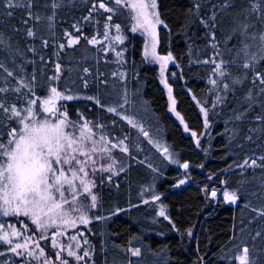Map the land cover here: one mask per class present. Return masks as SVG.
Wrapping results in <instances>:
<instances>
[{"label":"trees","instance_id":"obj_1","mask_svg":"<svg viewBox=\"0 0 264 264\" xmlns=\"http://www.w3.org/2000/svg\"><path fill=\"white\" fill-rule=\"evenodd\" d=\"M22 2L0 3V87L10 89L0 100L22 108L28 98L42 101L55 87L72 97L59 101L57 111L78 126L87 122L96 136L117 145L111 171L92 174L97 202L91 221L80 227L89 254L79 264H240L245 248L247 264H264V167H237L246 158L249 165L252 159L264 163V85L254 81L255 72L264 73V51L258 39H250L264 32V0H156L163 22L158 52L174 60L168 83L175 112L126 7L115 0H105L112 12L100 9V0H55V9L54 0H32L30 7ZM29 12L41 19L29 18ZM243 23L250 25L245 37L239 32ZM28 28L34 36H27ZM66 31L71 38L81 35L77 44L67 46ZM117 36L122 39L105 42ZM93 37L104 41L90 44ZM242 39L250 45L247 56L239 51ZM209 60L228 61L230 75H214ZM245 62L254 68L245 69ZM237 78L241 83H233ZM17 87L19 92L12 90ZM12 127L15 119L0 113V142H8ZM185 163L190 166L182 170ZM185 177L188 184L174 187ZM211 189L235 193L236 203L209 197ZM0 223L27 224L21 229L55 260L50 233L28 217L0 216ZM19 260L0 241V264Z\"/></svg>","mask_w":264,"mask_h":264},{"label":"snow or ice","instance_id":"obj_2","mask_svg":"<svg viewBox=\"0 0 264 264\" xmlns=\"http://www.w3.org/2000/svg\"><path fill=\"white\" fill-rule=\"evenodd\" d=\"M0 3H6L8 7H23L24 4L22 0H0ZM116 5H120L122 0H115ZM32 4V0H27V5L30 7ZM59 6L58 3L53 2L52 8L55 9ZM100 9H106L108 12H112V8L106 7L105 0H100L98 5ZM131 7L133 9H139L138 16L135 19L138 20L139 27H143L147 24L149 27H153L151 21L149 20V16L155 18V22L157 24L162 23L159 20L158 15L155 12H149L148 9H154L156 7L155 0H151V3H145L144 0H139V3L132 4ZM253 10L257 8V5H252ZM96 5H94V9ZM199 8V5H197ZM11 15V12L8 13ZM29 18L35 19L39 21L41 19L40 16H32V13H28ZM140 17H143L144 23L140 24ZM49 21L52 20V16L47 18ZM85 20L89 19V17H85ZM111 19V16L108 17ZM23 23L27 24L28 20H24ZM201 23H205L201 21ZM214 26V25H213ZM51 27V24H49ZM75 28L76 26L73 25ZM119 31L120 26H115ZM250 25L248 23H243L239 25V32L241 37L247 36V30ZM137 28L133 27V31H136ZM233 31H237V29H233ZM79 32V29H77ZM27 36H34V31L32 28H28L26 32ZM2 36V34H0ZM65 36L70 37L68 39L67 46H72L78 43L81 39V35H76L74 38L72 34L69 32H65ZM107 36V33H105ZM116 40H121L122 37H115ZM250 39L260 41L261 50L264 51V32H261L258 37L256 34H253ZM90 44H95L98 41L95 37L88 41ZM3 43V40L0 39V44ZM242 47L239 51L244 52V54L248 55V49L250 47L249 44L244 43L243 39L240 41ZM47 44V42H45ZM65 44H60V48H64ZM213 48L217 47L215 44L212 45ZM147 51V50H146ZM117 55H121V53H117ZM219 55V53H216ZM161 60H170L171 53L167 57H157ZM252 58L255 59V53L252 54ZM264 59V57H261ZM206 63H212L215 65L213 68V74L218 77H225L226 75H230L227 64L228 61L220 60L217 63L215 60L205 61ZM235 63V61H232ZM3 65L0 64V68ZM245 69L250 67L254 68V65H250L248 62L243 64ZM57 71L60 69V65L56 66ZM87 71V69H85ZM9 76H12L13 73L9 72ZM115 75V73L113 74ZM259 80L261 85H264V73L255 72L254 81ZM212 85H217L218 81L216 79L210 80ZM233 83L239 84L241 83L240 79H233ZM21 87L29 88L31 91V86L28 84H21ZM228 84H224V88L228 89ZM10 89L6 87H0V93L8 92ZM13 91L19 92L20 88L17 87L12 89ZM170 91V90H169ZM261 92H264V87L260 89ZM251 99V95L247 97ZM61 99H72L71 96H64L61 92L57 90V88L52 87L50 89V94L47 98L42 101L37 99L28 98L26 100V104L24 107H18L16 104L7 105L3 100H0V113L4 115L8 120L15 119V123L17 127H12L11 131L7 132L6 135L10 137L7 143L0 142V214L3 216L16 215L20 216L23 214L25 217H29L31 219L32 224L36 226V229L42 230L46 232L48 228L57 223V219L59 218L60 222L64 225L75 227L76 223L87 224L89 223L88 219L81 211V205L78 198H81L80 188H83L84 193L90 194V182L87 181V177L89 173L86 171V168L92 160L91 153L96 152H110V149L105 147L103 149H97L93 147L90 151L86 150L84 145L88 141H92L93 145H95V141L92 140L91 129L88 124L78 126L76 122L70 121L67 119V113L60 114L57 111V108L54 106L55 101ZM88 99H93V97H88ZM217 101L220 102L221 98L217 97ZM99 103V101H97ZM174 103V101H173ZM33 105H42V112L50 114L52 116L63 115V119H55L52 120L48 118V116H44L43 118H38L41 116V111L33 109ZM205 111L204 109H201ZM109 112L115 111V109L109 108ZM26 113V115H25ZM206 114V113H205ZM179 115V114H177ZM242 115V114H241ZM240 117H237L239 119ZM257 119H262V117H257ZM207 126V122L205 123ZM79 127V135H76L75 131H66V129H76ZM196 133H193L195 136ZM101 140H104L107 143L105 137H101ZM121 144L123 141L120 142ZM117 145L112 144L111 147L115 148ZM127 151L126 148L123 149ZM165 151H167L165 149ZM83 157V159H81ZM262 162H264V157L259 158ZM245 166L250 167H264V163L257 165V160L252 159L251 164L249 165L248 159L246 158L243 164L237 165V167L244 168ZM111 165L108 167V171H111ZM183 167L187 168L188 165L184 164ZM101 171H105L104 168L100 169ZM123 171V168L120 169ZM111 177H109L110 179ZM79 181V185L76 183ZM181 184L184 181H180ZM216 191L212 192V196H216ZM71 197L69 200L67 197ZM225 201L235 202L236 194L229 193L227 191L224 192ZM92 204L91 207H96V195H91ZM70 206L67 210L65 206ZM80 212L78 219H71V213ZM260 215H264V211L259 213ZM159 215L164 216V212L161 211ZM167 219V217H165ZM97 219H104V217H97ZM12 236H20L22 235L21 231L17 230L14 225H10ZM22 227L27 229L28 225L22 223ZM3 228V225L0 224V229ZM35 232V230H34ZM62 233L54 232L53 233V245H55V236L61 235ZM30 239V237L25 238ZM40 239H45L43 235H41ZM77 239L76 236H72L71 240L75 241ZM0 241H4L5 243L11 245L12 241L9 239L8 234L0 235ZM85 243H88L85 240ZM27 247V244H16L15 247H10L9 251L17 253L18 255H22L17 250ZM37 247L39 245L37 244ZM70 247V246H69ZM76 247H80L79 244ZM132 255L138 256L140 255L139 249H130ZM41 255L44 254L43 249H40ZM244 256L237 257L240 261V264H247V253L248 249H244ZM88 252L84 251V255H77L74 251L69 250L68 256H74L77 260H82L84 257L88 256ZM29 255H33L32 252ZM57 260H61V264H68L66 259H62L60 253L56 255ZM45 264H48V261L45 260Z\"/></svg>","mask_w":264,"mask_h":264},{"label":"rangeland","instance_id":"obj_3","mask_svg":"<svg viewBox=\"0 0 264 264\" xmlns=\"http://www.w3.org/2000/svg\"><path fill=\"white\" fill-rule=\"evenodd\" d=\"M144 2L145 3H151V0H144ZM135 3H139V0H122L121 5L127 8L128 12L130 14L131 20H132L133 27H136L137 28L136 31L142 34L143 39H144V55L148 61H151V62L157 64V66L159 68V72H160V80L166 89L167 95L169 97L171 109H172V111L175 112V107H174L175 102L173 103L174 100L172 98L171 89H170V86L168 83L171 76H172V73H170V67H171V65L174 64V60H173V58H171L170 60H161V59L157 58V57H167L169 55V54L163 55V54H160L158 52V30H159V27L163 24V22L160 24H157L155 22V18L149 16V20L151 21V24L153 25V27H149L147 24H145L143 27L137 26L138 20L135 19V17L138 16L139 9L138 8L133 9L131 7V5L135 4ZM155 3H156V7L154 9L149 8L148 11L150 13L155 12L158 15L159 20L161 21L159 14H158L156 0H155ZM139 23L140 24L144 23L143 17H140ZM114 39H115V37H113V38L107 37L105 39V42L108 44V43L113 42ZM97 41L103 42L104 39H98ZM61 100H64V99H61ZM61 100L55 101L54 106L56 108H57L58 102ZM38 108L41 111V116L38 118H43L44 116H48V118H50L52 120L64 118L63 115L52 116L50 114L43 113L42 112V105H40V106L33 105L34 111L38 110ZM58 113L63 114L59 111H58ZM85 123H87V122L84 121L79 126L84 125ZM88 126H89V124H88ZM89 128H90V126H89ZM66 131H75L76 135H79L80 129H79V127H77L74 130L69 128V129H66ZM89 134L92 135V140L95 141L96 143H95V145H93L92 141H88L86 143V145H84L86 150L90 151L93 147H95L97 149H103V148L107 147L110 149V152H107V153H105V152L91 153L92 160H94L95 163H92L90 161L87 168H86V171L89 173V175L87 177V181L90 182V194L84 193L83 188L82 187L80 188L81 198H78V199H79L80 205L82 206L81 211L84 213V215L86 216V218L90 222L92 218H91L89 212L92 208H95V207L90 206L93 203L91 200V195H96V193L94 191V182L92 179V174L96 170H100L101 168H104L105 170H107L109 165L112 166L111 151L113 150V147H111L112 144L110 143V141L108 139H106L107 143H105V141L101 140V137L96 136L92 132V130H91V133H89ZM113 144H115V143H113ZM81 159H83V157H81ZM180 181H184V183L181 184ZM180 181L178 182L179 185H186L189 183V180L186 177L181 179ZM76 183L79 185V181H77ZM214 190L217 193L215 197L212 196V192ZM225 191L229 192L228 190L211 189V190H208V196L209 197L211 196L214 199L223 198L225 200V198H224V192ZM229 193H231V192H229ZM67 198L69 200H71L70 196ZM236 201H237V199H236ZM236 201L234 203L229 202V201H225V202L227 204L234 205L236 203ZM96 202H97V200H96ZM69 207L70 206L66 205L65 209L67 210ZM80 214H81L80 212L71 213L70 218L71 219H78ZM21 215H23V214H21ZM0 216H3V215L0 214ZM0 224H2V223H0ZM2 225H3V228L0 229V235H4L5 233H7L9 239L12 241L11 245H9L3 241L5 244H7L8 250L10 247H15V245L18 243L19 244H27V247H24V248L17 250L19 253H22V255H18L17 253L9 251V253L12 254L13 257L20 258L18 263H20V264H45V260H47L48 264H61V260H57L56 257H55V260H49L48 258H46L45 254L41 255L40 249H42V248L40 246L39 239H36L33 236L29 235L27 233V230L25 231L24 229H21L23 227L19 228V227L15 226V228L17 230L21 231L22 235L12 236L11 233H12L13 229L11 227H9L11 224H2ZM82 225H86V224H81L78 222V223H76L75 227H70V226H67V225H64L63 223H61L59 218H58L57 223L55 225H52L46 231V233L47 232L50 233L49 237L51 239L52 245H53V233L54 232L62 233L61 235L55 236V245H53V247L55 248L56 255H57V253H60L62 259H66L68 261V264H79L82 261V260H77L74 256H68L69 250L74 251L77 255H80V256H83L84 251H87V246L84 243L82 231L80 229V227ZM72 236H76L77 239L75 241L71 240ZM26 237H30V239L26 240L25 239ZM37 244L39 245V247H37ZM77 244H79L80 247H76ZM30 252H32L33 255H29ZM6 264H9V263H6ZM12 264H14V261H12Z\"/></svg>","mask_w":264,"mask_h":264},{"label":"water","instance_id":"obj_4","mask_svg":"<svg viewBox=\"0 0 264 264\" xmlns=\"http://www.w3.org/2000/svg\"><path fill=\"white\" fill-rule=\"evenodd\" d=\"M185 164H187V165H188V167L190 166V164H189V163H185ZM183 165H184V164H183ZM188 167H187V168H188ZM187 168H185V167H183V166H182V170H186ZM177 186H178V184L174 185V187H177Z\"/></svg>","mask_w":264,"mask_h":264}]
</instances>
